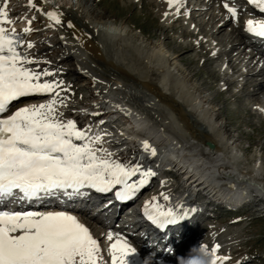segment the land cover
I'll use <instances>...</instances> for the list:
<instances>
[{"label":"bare ground","instance_id":"1","mask_svg":"<svg viewBox=\"0 0 264 264\" xmlns=\"http://www.w3.org/2000/svg\"><path fill=\"white\" fill-rule=\"evenodd\" d=\"M191 2L192 0H183L182 6L178 7L173 5L170 7L167 0L159 1L161 15L164 17L163 19H168L167 22L163 21L159 30L163 31L167 41L173 44L171 52H169L170 54L149 44V42L146 41V39H148L147 33L142 30L139 31L128 22H125L126 26H120L113 21L111 22L112 24L109 23L110 28L111 25L114 26L112 29L113 31L111 30V33L103 32L101 26L108 20H106L105 13L94 11L92 13L88 12L90 17L86 16L85 10L87 8L84 4H81L84 6H82L83 8L76 7L80 3H83L81 0H40L38 6L42 7L45 11H59L63 13L62 25L54 28H49L47 26L49 21L46 17L41 16L27 6L28 0H10L9 7L10 16L15 21L14 26L18 33H22L23 29L28 27V21L31 20L33 16L36 17V19L32 21L33 31L30 35L25 37V48L23 50L27 51L29 56L38 62L29 67L34 68V70H47L53 73L50 77H42V81L59 82L61 84V96L66 97L65 103L67 105L66 107L60 106L57 110L59 113H63L61 117L62 120L67 121L71 119L77 123L79 129L90 130V133L94 127L92 129L88 126L84 128L88 120L83 118L82 115L83 113L86 114L88 111H94L98 113V116H92L88 118L89 120H103V126L105 124L106 126L109 125V127L120 125L121 122L130 123L132 130H128L129 133L144 137L152 145L166 147L168 149L170 145L167 146V143L178 138L181 143H183L181 140L188 139L192 142V147L195 148V150L197 148L200 153L198 155L200 156H193L197 158L195 159L196 161L198 160L197 163L190 160L182 161L181 163L178 161L177 163L180 157H188L184 154L185 152L178 149L180 147L182 149L183 145L181 146V143L177 144L178 141H176V144L180 145L179 147L173 145V148L177 149L180 153L178 159L176 156H172L173 159L176 157L174 167L179 164L180 167L177 170H180V172L172 173L171 176L174 175L175 178H179V186L167 185L164 182L161 184L157 183L156 173L151 170L153 166L142 163V171L151 170L155 175L147 179L145 185L140 188L137 195L134 197V200L142 206L147 202H151L153 197L157 198V202L159 201L168 206L169 202L164 201L161 194L163 193L164 195L174 197L173 194L180 190L184 193L183 196H185V198L183 200L185 201L179 203V206L185 207L187 202H189L187 199H190V196L193 195L194 188L195 199H204L205 203L203 202L199 208H195L188 219L183 220L180 224H176L172 232L159 233L158 236H150L152 238L150 239L152 247L159 246L162 241L168 245L172 244L177 238H184L173 243V246L171 245L176 249L175 252L178 250L177 247L182 243L184 247L190 244L189 249L191 251L193 248H196L195 242L204 241L210 246L216 239H219L208 237V240L198 237L204 233V231H211L210 229L208 230L210 227L206 225V222L211 219L209 217L207 219V216H211L208 211L213 209L208 208L209 205H214L217 209H224V203L228 204L230 207L241 206L238 209V211L241 210L239 213L234 214L232 210L226 211L228 214L239 216L246 213L245 207L250 205V210H252V212L260 213L261 217H264V198H260L259 200L255 199L252 202L248 199V196L253 192L259 190L260 193L262 191L264 192V174L262 171H259V174L254 175L256 168H259V164H263V154H256L253 158L250 157L248 159L249 162H247V159L241 158L238 156V153L234 152V149L238 151L237 142L230 138V136L226 137L227 126L222 123L221 116L213 106L217 98L210 103V101L202 96V93H198L200 89L194 86L189 87L188 76L182 69L173 63L174 59L180 58V60H182L181 58L183 56H189L195 50V47L190 44L191 41L189 43L183 40L180 41V38L186 39L195 37L194 31L181 30L177 32L179 30L178 25L180 24H178V22L181 19L180 17L176 19L173 17V15L180 14V11L186 10L187 7H191ZM2 3L3 0H0V4ZM194 5L192 6L190 17L196 20L197 13L195 11H197V7L194 9L196 6ZM84 8L86 9L84 10ZM242 11L248 14V16L243 18L242 27H235L238 34L237 36H240L239 38H234L233 34L230 33H228V36L225 34L227 33L228 24L233 21L231 16H227L222 21L216 23V28L212 36L219 38L217 42L218 44L221 43L223 47L228 44L230 45V47H225L224 51L221 52L227 56L229 55L230 59L226 61V64L236 72L242 71V79L246 80L242 85V93L244 92L247 97L252 98L250 100L252 104L261 105L264 104V60L262 58H256L251 54L248 44L251 39L246 31V22L248 20L264 21V13L260 12L259 8H256L248 1L242 3ZM69 24H71L72 27H68ZM98 24H101V26L98 27ZM104 27L105 26H103V28ZM110 28L108 27V30ZM173 31L177 32L179 36H174L172 33ZM100 33H105L110 37L114 36L111 37V42L113 43L109 46L111 52H113L111 54L112 56L107 57L103 52V48L101 47L102 34L100 35ZM225 37L226 40L224 39ZM27 42H31L34 47L32 49H27ZM202 44V42H199V46L201 45L202 47ZM257 47L260 48L259 45H257ZM262 49L264 51V46ZM219 53L216 54L217 57L220 56ZM203 55L208 56L209 51H205ZM243 69H246V72H243ZM215 71L214 75L218 78L217 82L224 78L228 85L227 91L230 87L236 85L237 81L234 78L231 79L227 77L229 75L228 72L231 70H228L227 66H224V63L221 65V69L219 67V70ZM164 73L169 74L167 82L165 80L167 74L164 76ZM97 77L105 81H99ZM79 80L82 82L78 87L76 82ZM184 80L187 84L184 83V85H182V81ZM134 87H139L141 91H135ZM84 90L91 91V93L89 92L90 95L87 97L83 96L84 101H86L82 102L79 101V99H77L78 97L75 95L81 94L82 96ZM219 93L221 94V92ZM233 97L236 98V96ZM22 98L26 99L12 105L9 111L0 118H6L8 114L11 115L20 107L47 103L52 96L33 95ZM148 99L151 101L150 105H147V103H149ZM154 101L157 103L156 105ZM154 106H162V109L157 110L155 108L158 107ZM261 108L264 109V106H261ZM261 112L263 113L262 110ZM114 116L116 117L115 119H107L108 117L114 118ZM108 122L112 124L110 125ZM182 129H184L183 131H185V133L181 131ZM205 140L214 142L212 149L207 148L203 144ZM163 142L166 143L165 146ZM133 146H137L136 140L133 141L132 147ZM97 147H100V145ZM228 149H231L230 154L235 153L234 158L238 160L242 159V163L239 164L238 162L239 165H236L237 174L236 171H233L230 167L229 169L227 168L229 164L228 161L230 160L228 158L229 156L226 157V153H229L227 152ZM184 151L187 150L185 149ZM261 151H263V149H261ZM147 153L150 154V151ZM189 153L192 154V151ZM127 154V156L122 158H120L119 155H115L111 158L123 162L134 153L130 152L129 154L128 152ZM250 160L252 161L251 163ZM205 163L210 167L212 166V168H209V170L208 167L205 166ZM203 165L208 170H204ZM182 169L184 170L182 171ZM134 181L136 184L139 183L137 180ZM209 182L211 183L209 184ZM213 183L215 185L214 187ZM217 186H222L224 192L221 191L220 188H218V191L216 189ZM225 190L230 193L228 198H225ZM232 197H235V199L231 204L228 200ZM173 199L175 198H169V200ZM94 201L96 200L92 199L91 203ZM241 202L244 203L242 205L238 204ZM113 204L114 202L112 204L107 203L98 206L97 211L100 213H107L108 211L114 213L115 206H113ZM187 206H191V202ZM90 211L92 212V210ZM77 219L80 220V222L89 229L93 237L100 242L104 264H111L109 248L111 243L115 242V238L118 237L115 231L121 230L115 228L116 226L113 224L104 225L96 220L86 221L79 217H77ZM109 233L113 235V241L107 239ZM211 233H213V231H211L210 234ZM124 239L132 246L130 244L134 240L132 233L124 235ZM164 242L162 248L156 255L149 256L143 253L139 257L135 253L128 257V263L131 264V261L132 264H152L153 262H155V264H179L176 259L186 258L190 253L189 251L184 254L167 255L169 250L166 251L167 245H164ZM219 246L221 247L220 250L224 249V244ZM236 255L240 256L241 253L236 252Z\"/></svg>","mask_w":264,"mask_h":264},{"label":"snow or ice","instance_id":"2","mask_svg":"<svg viewBox=\"0 0 264 264\" xmlns=\"http://www.w3.org/2000/svg\"><path fill=\"white\" fill-rule=\"evenodd\" d=\"M248 2L264 13V0ZM39 3L40 0H28L27 6L46 17L49 28L61 26L63 13L45 11ZM167 3L170 7H179L183 0H167ZM9 7L10 0L0 4V117L22 97L51 95L52 98L47 103L20 107L6 118H0V201L17 193L19 199H32L56 191L80 193L84 188L108 192L117 185L123 187L116 194L117 199H131L155 173L112 159V153L102 147L103 135H89L90 130L79 129L75 121L61 119L63 113L57 110L67 106L66 97L61 96V84L42 81V77L53 73L29 67L38 62L23 50L25 37L33 31L32 21L36 17L18 33ZM223 7L232 18L237 17L235 8L228 3ZM246 31L264 38V21L248 20ZM33 47L31 42L26 43L27 49ZM143 148L156 155L155 148L147 141ZM137 174L139 183H129ZM161 195L164 201H169L167 195ZM144 215L162 228L186 219L188 213L171 207L165 210L153 197L145 203ZM107 239L113 241L114 237L109 233ZM219 250L218 244L210 249L212 264H227L229 258L218 255ZM109 253L111 264H128L135 248L123 237H116ZM0 264H104V257L100 242L72 214L0 210Z\"/></svg>","mask_w":264,"mask_h":264},{"label":"rangeland","instance_id":"3","mask_svg":"<svg viewBox=\"0 0 264 264\" xmlns=\"http://www.w3.org/2000/svg\"><path fill=\"white\" fill-rule=\"evenodd\" d=\"M159 1L161 2V0H81V2L83 3H80L76 7L77 8L82 7L83 5L81 4H84L87 8V9L84 8V10L86 9L85 10V15L87 14L86 16H89L88 12L92 13L94 11L105 13L106 20L108 19L107 22H104L102 26L101 24H98V27L101 26L103 32L111 33L113 31L112 29L114 28V26L111 25L110 28V24H112L111 22L113 21H115L117 25L120 26L121 25L126 26L125 22H128L132 26L136 27L139 31L142 30L145 33H147L148 39H146V41L149 42V44H152V46H154L155 48L162 50L165 53L168 52V54H170L169 52H171V47L173 46V44L171 42L170 44L167 41L164 32L159 30V27L160 25H162L163 21L167 22L168 20V19L166 20V18L163 19L164 17L161 15ZM191 3L192 6L194 4L196 5V6L194 5L195 6L194 9L197 7L196 8L197 11H195L197 13L196 20L193 19V17L192 18L190 17L192 6L187 7L186 10L184 11H180V14H177L175 16L173 15V17L174 19H176L177 17H180L181 19L178 22V24L179 23L180 24L179 25L177 24L179 27V30L177 32H180L181 30L184 31L188 30L192 32L194 31L195 37L186 38V39L180 38L181 40L180 39L179 40L180 41L183 40L187 43L191 41L190 44H192L193 47H195V50L191 55L183 56L181 58L182 60H180V58L174 59L173 63L174 65L178 66L186 73V75L188 76L187 78L189 80L188 82L189 87L194 86L197 89H200L198 93L199 94L202 93V96L206 100L210 101V103H212L213 100L217 98L215 105L213 106L217 109V113L221 116L222 123H224V125L227 126L226 137L230 136V138H232L234 141L237 142L238 151L234 149V152L238 153L239 154L238 156H240L241 158L243 157V159H247V162H249L248 159L250 157L253 158L255 157L256 154L257 155L263 154V164H259L258 166L259 168H257V171H255V173L262 171V173L264 174V109L261 108V106H264V104L261 105L258 104L254 105V103L252 104V102L250 101L252 98L247 97L244 92L242 93V85L246 81L242 79V71H239L240 72L239 73L236 72L235 70H232V68H229L228 65L226 64V61L230 59L229 55L227 56L226 54L221 53L224 51L225 47L228 48V46L230 47V45L228 44L227 46L225 45V47H223L221 43H219L221 44L219 45L217 42L219 38L212 36L213 32L215 31L214 29L216 28L215 26L216 23L218 21H222L227 16L228 17L231 16L227 12V10L223 7L224 3H228L229 7H233L237 10V17L235 19L233 18V21L228 24V29L226 31L227 33H225L227 34L226 36H228V33H230L233 34L234 38L238 37L235 27L236 26L242 27V23L244 20L243 18L248 16V14L242 11L241 0H233V1L232 0H201V1L192 0ZM103 26L105 27L103 28ZM108 27L110 28L109 30ZM177 32L173 31L172 33L174 36L178 37L179 35ZM104 34L100 33L101 41H102L101 47L103 48L102 49L103 52L107 55V57H109L112 56L111 54L113 53L111 52L109 46H111V43H113L111 42L112 41L111 37L114 36L110 37L107 34H105L106 36ZM224 39L226 40V37ZM199 42L203 43L202 47L201 45L199 46ZM205 51H209L208 56L203 55ZM217 53L220 54L219 57H217L216 55ZM223 63L224 66L225 65L227 66L228 70L232 71V72L231 71L228 72L229 75L227 77L231 79L234 78L237 81L236 85L230 87L228 91H227L228 85L226 84L224 78H222L220 81L217 82L218 78L217 76L214 75V73L216 72L215 70H219V67L221 69V65ZM245 70L246 69H243V72H246ZM167 73H164V76ZM168 75L169 74L165 76L166 82H167V77H169ZM71 78H75V77H71ZM97 79H99V81L100 80L105 81L104 79L99 77H97ZM79 81L76 82V85L78 87L82 82L81 80ZM182 83H183L182 85H184L185 80L182 81ZM134 89L135 91H141L139 87H134ZM88 90H84L82 96L81 94L80 95L77 94L75 96L78 97L77 99H79V101L83 102L84 101L83 96L87 97L91 93V91ZM219 92H221V94ZM217 94H219L220 97ZM233 96H236V98ZM18 101L19 100L15 101L14 103H17ZM148 101L149 103H147V105L148 104L150 105L151 104L150 99H148ZM154 104L156 105L157 103L154 101ZM154 107H158L155 108L157 110L162 109V106H154ZM260 109L263 111V113L261 112ZM257 115L260 117H258ZM183 130L184 129H182L181 131L185 133V131ZM179 140L178 138H176L174 139V141L173 140L170 141L171 144L168 142L169 144L167 143V146L170 145L168 147V150L172 149L173 145H176L175 147L177 146L179 147L180 145L181 146L183 145L182 149L181 147L178 149L180 151L185 152L184 154H186V156L188 157L186 158L187 159L186 161L190 160L192 162L197 163L198 160L197 161L195 160L197 158L193 157V156L196 157L200 156L198 155L200 153L197 150V148L195 150V148H193L191 145L192 142L189 141L188 139H184L185 141L181 140L183 143H181ZM176 141H178V143ZM172 142L175 143L173 144ZM176 143L177 144L181 143V144L177 145ZM163 144L165 146L166 143L163 142ZM185 149L187 151H184ZM261 149H263V151H261ZM190 150L192 151V154L189 153L191 152ZM230 151L231 149H228L227 152L229 153H226V157L229 156L228 158L230 159L228 162L229 164L231 163L230 165L228 164L227 168L229 169L230 167V169L236 171L237 170L236 165L241 164L242 159L238 160L237 158H234L235 153L230 154ZM178 158L179 157H177V159ZM251 162L252 161L250 160V163ZM205 164H206L205 166L208 167V169L212 168V166L211 167L208 166L207 163ZM205 166L203 165L204 170H208ZM168 177L169 180L175 181V182L173 181L174 182V184L172 183L173 185L179 184V178L177 177L175 178L174 175ZM157 180L158 179H156V182L159 184L164 182L167 185H171L168 182L157 181ZM210 183L211 182H209V184ZM214 186L215 185L213 183V187ZM218 188H220L221 191L224 192L222 186H217L216 189L218 190ZM225 192L226 194L230 195V193L227 192L226 190ZM245 208H246L245 210L246 213L240 216L228 214L227 212L224 211V209L209 210L208 212H210L212 216H207V219L208 217L211 219L210 221L206 222V225L210 227L208 228V230L210 229L211 231H213V233L210 234L211 231L209 232L204 231V233H202L198 237L206 238V239H208V237H213L219 239H216L213 242V244L210 246H208L204 241L203 242L198 241L195 244V246L200 247L201 245H203L211 249L217 244L218 245L224 244L223 247L224 249H221L222 251L219 250L218 255L228 257L229 259L227 261V264H264V217H261L260 213L252 212V210H250V205H248ZM189 248H190V244L187 247H184L182 243L177 247L178 250L175 253H173V255H177L179 253L184 254L185 252H189L190 251ZM171 252H173V250H171L170 253ZM236 252L241 253V255L237 256ZM176 260L179 262V259ZM152 264H155V262H153Z\"/></svg>","mask_w":264,"mask_h":264},{"label":"clouds","instance_id":"4","mask_svg":"<svg viewBox=\"0 0 264 264\" xmlns=\"http://www.w3.org/2000/svg\"><path fill=\"white\" fill-rule=\"evenodd\" d=\"M212 260L209 248L204 246L203 250L193 248L186 258L179 259V264H212Z\"/></svg>","mask_w":264,"mask_h":264},{"label":"water","instance_id":"5","mask_svg":"<svg viewBox=\"0 0 264 264\" xmlns=\"http://www.w3.org/2000/svg\"><path fill=\"white\" fill-rule=\"evenodd\" d=\"M204 144H206L209 148H213V143L207 141V142H204Z\"/></svg>","mask_w":264,"mask_h":264}]
</instances>
